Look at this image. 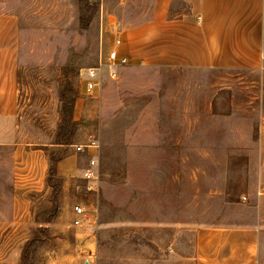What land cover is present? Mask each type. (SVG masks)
I'll return each mask as SVG.
<instances>
[{"label":"rangeland","instance_id":"rangeland-1","mask_svg":"<svg viewBox=\"0 0 264 264\" xmlns=\"http://www.w3.org/2000/svg\"><path fill=\"white\" fill-rule=\"evenodd\" d=\"M90 1L98 11L83 28L79 0H0L18 18L20 48L17 135L0 145V264H21L36 236L34 264H195L206 227L256 229L254 264H264V70L138 60L114 78L104 69L86 94L81 72L105 56L112 25L140 26L158 9ZM64 87L77 96L69 144L58 143ZM57 158L75 170L55 164L50 180ZM77 202L88 220L75 226Z\"/></svg>","mask_w":264,"mask_h":264},{"label":"crops","instance_id":"crops-1","mask_svg":"<svg viewBox=\"0 0 264 264\" xmlns=\"http://www.w3.org/2000/svg\"><path fill=\"white\" fill-rule=\"evenodd\" d=\"M157 7L152 20L123 32L130 63L264 70V0H158ZM19 64L18 18L0 11V145L17 135ZM74 167L71 158L58 162L64 176ZM257 237L254 228H201L195 264H254Z\"/></svg>","mask_w":264,"mask_h":264},{"label":"built area","instance_id":"built-area-1","mask_svg":"<svg viewBox=\"0 0 264 264\" xmlns=\"http://www.w3.org/2000/svg\"><path fill=\"white\" fill-rule=\"evenodd\" d=\"M123 32L124 28L118 23L115 22L112 25L111 33L113 34V43L108 47L105 56L101 54L98 66L89 67L82 70L81 74L84 76V88L86 94H90L95 91L101 84V75L104 69H107L109 75L113 78L117 74V69L121 66H127L130 64L129 57L126 53L122 52L123 45ZM91 146L98 147L97 144H79L76 146L78 150H84V148H90ZM94 156V155H93ZM98 157L97 155L92 157L90 161V167L85 171V177L90 182H95L98 178ZM246 199V197H244ZM74 220L73 224L75 226L81 225L86 220H88V213L86 207L83 203L77 202L74 205ZM86 264H93L92 260H86Z\"/></svg>","mask_w":264,"mask_h":264},{"label":"trees","instance_id":"trees-1","mask_svg":"<svg viewBox=\"0 0 264 264\" xmlns=\"http://www.w3.org/2000/svg\"><path fill=\"white\" fill-rule=\"evenodd\" d=\"M79 6H80V17H79V23L83 28H88L92 22V17L98 11V4L96 2L92 3L90 0H79ZM76 92L71 87H64L63 90L60 92V99L63 102V118H62V126L66 130V132L63 134L64 141L65 142H58L61 144H69L70 142V135H68L67 128H69L70 124H75L73 122V108L74 103L76 100ZM63 141V140H62ZM61 159H52V166L50 168V180L51 179H57L55 178L57 175V166L55 164H58V162ZM37 237V236H36ZM34 237L33 239H30L23 250V256H22V263L21 264H34L30 260L31 253H32V247L33 245L37 244V238Z\"/></svg>","mask_w":264,"mask_h":264}]
</instances>
